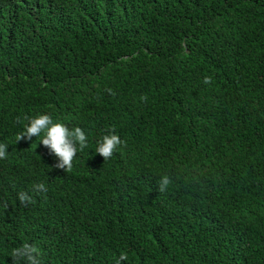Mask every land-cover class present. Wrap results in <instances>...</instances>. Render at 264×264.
<instances>
[{"label":"trees","instance_id":"1","mask_svg":"<svg viewBox=\"0 0 264 264\" xmlns=\"http://www.w3.org/2000/svg\"><path fill=\"white\" fill-rule=\"evenodd\" d=\"M40 114L70 172L16 142ZM0 143V264H264V0H0Z\"/></svg>","mask_w":264,"mask_h":264},{"label":"clouds","instance_id":"2","mask_svg":"<svg viewBox=\"0 0 264 264\" xmlns=\"http://www.w3.org/2000/svg\"><path fill=\"white\" fill-rule=\"evenodd\" d=\"M211 81L210 77L205 78V83ZM107 91L111 92V89ZM113 95L115 93H112ZM145 100L146 97H142ZM28 121L24 125V130L17 135L16 142L21 140H31L32 137H38L43 134L40 144L48 149L50 155L56 158L53 167L70 172L73 168V161L76 157L78 149L82 151L88 145V136L80 127L69 129L65 124L54 122L49 114H40L35 117H24ZM19 121V118H18ZM125 142L116 134L115 129H109L107 134L97 141L95 152L101 155L104 161L110 160L123 146ZM8 145L0 143V160L7 158ZM159 183V191L163 193L170 184L167 176H163ZM34 193H46L48 189L43 183H37L32 186ZM19 202L25 206L35 203L33 197L27 192H19L17 194ZM7 209L8 205H3ZM14 264H41L39 249L29 243L14 248L10 255ZM126 258V257H122ZM119 264V261L117 262Z\"/></svg>","mask_w":264,"mask_h":264}]
</instances>
